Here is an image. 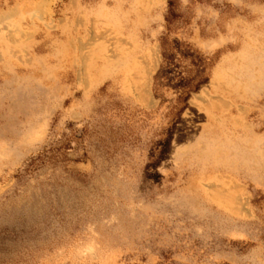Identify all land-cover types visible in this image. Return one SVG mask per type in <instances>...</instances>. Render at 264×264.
Wrapping results in <instances>:
<instances>
[{
    "label": "rangeland",
    "instance_id": "374dc122",
    "mask_svg": "<svg viewBox=\"0 0 264 264\" xmlns=\"http://www.w3.org/2000/svg\"><path fill=\"white\" fill-rule=\"evenodd\" d=\"M2 52L0 264H264V0H0Z\"/></svg>",
    "mask_w": 264,
    "mask_h": 264
},
{
    "label": "bare ground",
    "instance_id": "6f19581e",
    "mask_svg": "<svg viewBox=\"0 0 264 264\" xmlns=\"http://www.w3.org/2000/svg\"><path fill=\"white\" fill-rule=\"evenodd\" d=\"M118 1L121 2L122 0H118ZM130 6L135 7L134 4H133V1L131 2ZM117 9H118V7H117ZM11 48H12V46H10V45L6 47V49L9 50L10 52H11ZM2 53L3 54H2V59L1 60H3L2 62H3L4 68L2 66H0V70H2V69L4 71L7 70V69L13 70L14 68H12V64H16V63L12 62V60H11L12 57L7 55V53H5V52H2ZM38 63L39 62L37 61L36 63H34L32 65L33 70H34L35 73L38 72Z\"/></svg>",
    "mask_w": 264,
    "mask_h": 264
}]
</instances>
